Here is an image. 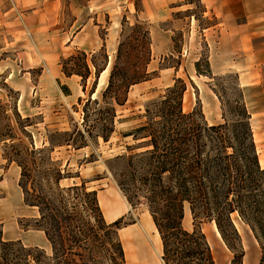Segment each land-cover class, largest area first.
I'll return each mask as SVG.
<instances>
[{
    "label": "rangeland",
    "instance_id": "obj_1",
    "mask_svg": "<svg viewBox=\"0 0 264 264\" xmlns=\"http://www.w3.org/2000/svg\"><path fill=\"white\" fill-rule=\"evenodd\" d=\"M44 7V0H21L17 6L6 0L0 6L3 240L52 255L44 233L34 225L36 210L23 203L18 186L20 169L5 159L7 145L29 150L48 147L49 142L63 144L64 138L56 133L83 131V107L91 91L94 89L92 99L104 91L119 45L128 42L126 50L131 56L123 57L120 64L126 65L128 73L137 70L136 66L146 78L130 87L124 105H114L116 117L109 140L85 137L82 148L63 145L51 152L62 173L71 176L60 182L61 187L84 183L97 192L105 221L110 224L120 219L117 236L124 248L123 234L128 231L142 226L153 232L148 230L152 220L145 204H128L115 177L125 167L117 157L144 151L138 148L143 141H136L131 134L146 121V107L180 79L185 86V113L196 114L208 125L231 123L243 101L240 76L232 67L222 65L212 73L210 60L217 53L220 34L218 20L202 0H111L97 5L93 12L87 8V0H60L50 13L43 11ZM78 52L85 53L90 66L85 82L79 76H67L62 69V62ZM91 62L98 69L106 65L98 79ZM8 133L13 142L3 140ZM258 151L263 157L262 145ZM113 214L116 217L112 218ZM201 217L194 219L185 205L182 227L188 232L197 229L205 236L216 264H231L234 256L241 254V264H259L264 237L258 242L237 214L230 218L238 238L228 233L227 242L214 222ZM160 254L161 248L159 254L151 250L149 264H161ZM136 259L125 257L126 264H139Z\"/></svg>",
    "mask_w": 264,
    "mask_h": 264
},
{
    "label": "trees",
    "instance_id": "obj_2",
    "mask_svg": "<svg viewBox=\"0 0 264 264\" xmlns=\"http://www.w3.org/2000/svg\"><path fill=\"white\" fill-rule=\"evenodd\" d=\"M127 43L119 45L108 83L100 96L94 89L83 107V131L56 133L63 144L31 150L7 145L5 159L20 169L18 186L26 207L36 210L35 227L44 233L52 255L3 240L0 224V264H126L117 230L120 219L108 224L97 199L84 183L61 187L71 176L62 173L51 152L63 145L84 147L85 137L109 140L115 120L114 105L122 106L131 86L145 80L138 70L127 72L123 57H130ZM67 76L90 75L85 53L78 52L63 62ZM95 69V78L106 71ZM96 84V81L94 82ZM95 88V87H93ZM185 86L180 79L145 109L146 121L131 135L142 140L144 151L117 157L124 169L116 175L119 189L128 204L142 201L159 235L161 264H216L205 236L197 229L182 227L184 207L194 219L214 222L221 238L228 233L238 238L230 216L237 214L260 242L264 237V169L242 101L231 123L208 125L196 114L182 108ZM5 139L14 141L11 134ZM133 149L128 148L131 152ZM234 256L231 264H241ZM259 264H264V254Z\"/></svg>",
    "mask_w": 264,
    "mask_h": 264
},
{
    "label": "crops",
    "instance_id": "obj_3",
    "mask_svg": "<svg viewBox=\"0 0 264 264\" xmlns=\"http://www.w3.org/2000/svg\"><path fill=\"white\" fill-rule=\"evenodd\" d=\"M5 1L0 0V6ZM11 1L17 6L21 0ZM59 1L44 0L43 11L53 12ZM202 1L218 20L220 34L217 53L210 60L211 71L215 74L222 65L226 68L232 67L240 76L243 102L250 116L259 164L264 169V153L262 157L258 151V145H262L264 152V0ZM110 2L111 0H87V8L93 12L97 5ZM114 217L115 214L112 218Z\"/></svg>",
    "mask_w": 264,
    "mask_h": 264
},
{
    "label": "bare ground",
    "instance_id": "obj_4",
    "mask_svg": "<svg viewBox=\"0 0 264 264\" xmlns=\"http://www.w3.org/2000/svg\"><path fill=\"white\" fill-rule=\"evenodd\" d=\"M138 228L123 234L127 259L132 261L133 256H135L140 261L139 264H149L147 257L151 255V250L155 254H159V248H161L159 235L156 233V228L152 222L148 226V230H153L151 233L142 226Z\"/></svg>",
    "mask_w": 264,
    "mask_h": 264
}]
</instances>
